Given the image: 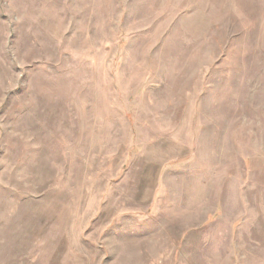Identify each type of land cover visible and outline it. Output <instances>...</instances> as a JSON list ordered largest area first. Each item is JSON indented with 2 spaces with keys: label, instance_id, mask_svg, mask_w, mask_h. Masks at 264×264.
Wrapping results in <instances>:
<instances>
[{
  "label": "rangeland",
  "instance_id": "374dc122",
  "mask_svg": "<svg viewBox=\"0 0 264 264\" xmlns=\"http://www.w3.org/2000/svg\"><path fill=\"white\" fill-rule=\"evenodd\" d=\"M0 264H264V0H0Z\"/></svg>",
  "mask_w": 264,
  "mask_h": 264
}]
</instances>
